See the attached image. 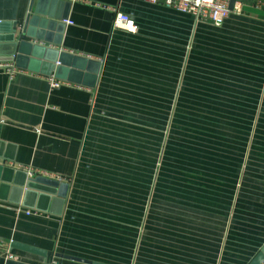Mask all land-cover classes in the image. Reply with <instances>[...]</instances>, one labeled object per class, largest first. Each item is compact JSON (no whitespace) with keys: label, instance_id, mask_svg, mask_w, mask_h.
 I'll return each instance as SVG.
<instances>
[{"label":"crops","instance_id":"1","mask_svg":"<svg viewBox=\"0 0 264 264\" xmlns=\"http://www.w3.org/2000/svg\"><path fill=\"white\" fill-rule=\"evenodd\" d=\"M65 1L59 49L101 62L100 75L95 88L58 80L52 89L53 75L0 70V246L16 257L0 252V264H80L57 254L130 264L137 220L100 219L99 211L127 209L111 206L121 197L98 209L90 195L118 194L111 184L126 177L121 149L137 152L144 172L147 136L162 130L151 230L131 264H248L264 245V0H240L220 27L164 2ZM31 3L0 0V63L12 62L7 31L23 24ZM99 5L131 16L137 32L115 29ZM136 117L134 137L127 122ZM28 168L62 178L66 199L38 182L24 191ZM164 186L168 202L159 201ZM126 189L122 205L135 193Z\"/></svg>","mask_w":264,"mask_h":264},{"label":"water","instance_id":"2","mask_svg":"<svg viewBox=\"0 0 264 264\" xmlns=\"http://www.w3.org/2000/svg\"><path fill=\"white\" fill-rule=\"evenodd\" d=\"M236 2L237 0H230V11L234 10ZM69 8L70 3L64 0H32L30 14L23 24L7 31L14 48V56L10 61L15 63L17 69L45 73L53 75L56 80L95 88L101 62L59 49L62 46L64 21L68 19ZM35 182L60 188V194L56 196L66 199L68 183L43 177L29 179L26 174L24 191L32 189ZM56 257L80 264H103L62 254H57ZM248 264H264V245Z\"/></svg>","mask_w":264,"mask_h":264},{"label":"rangeland","instance_id":"3","mask_svg":"<svg viewBox=\"0 0 264 264\" xmlns=\"http://www.w3.org/2000/svg\"><path fill=\"white\" fill-rule=\"evenodd\" d=\"M138 115V114H137ZM127 122V121H126ZM128 128L127 131L130 134H133L134 137H136L138 134L140 135V131L138 130V126L139 123H137V117L136 120H132V121H128ZM125 132L122 131L121 136H124ZM167 138H168V134H166L165 130H162L159 135L153 136V135H149L147 136V144L150 147L145 146L144 147V154H143V158H144V172L141 171L140 167H139V158L137 156V152L135 151H131L129 148L127 149H121V153H120V157L122 160V167H123V173L126 174V177L121 179L118 183L119 185H113L111 184V186H113L115 188V190L117 191V195H112V194H91L90 198L93 200L92 204L95 205L96 208L100 209L101 205L100 204H108L107 201L113 200L115 198H119L118 200H116V205L112 204L111 206L114 208H122L125 207L127 210L126 211H122V212H117V213H121L120 216L115 215L112 212H105V211H99L97 213H99V215H96L97 217H99L100 219L103 220H110L112 222H119L118 218L121 219H127L128 221V225L131 224V222L135 219L137 220L135 225L136 228V232L134 233L135 235L128 238V249H129V257L127 256V262L131 264V262L134 260L131 259V254L134 256V252L136 250V246H137V241H141L142 237H145L144 232H146V230H151V226L148 225V220L149 218H152V214H153V204H155V202H157V197H155L156 193H155V186H153V183H155V180L153 178H155L154 176L157 174L158 172V168L162 169L163 167V160L165 157L164 151L167 149ZM154 144V145H153ZM158 144V145H156ZM156 147V148H155ZM158 149V151H157ZM123 162L126 163L125 167H127V171L126 169H124V165ZM143 175L144 179L142 182H144V184H142L143 188L140 185V176ZM136 176H138L136 178ZM110 185V184H109ZM133 185V188H135V193L133 194V196H130V198L128 197V199L126 200V204L122 205V197L123 196H127L126 194H128V189L127 186H131ZM242 185V180L240 182V187ZM165 188L161 189L160 191V196H159V201L160 202H168V198L170 197L169 193H168V187L164 186ZM91 191H100L99 189H94L92 187ZM242 188V187H241ZM79 190H83V187H80ZM102 191H108V190H104L103 188L101 189ZM123 190V192H122ZM108 192H111V190H109ZM126 194H123V193ZM173 193V192H172ZM81 198H84L85 196L81 195ZM247 196L241 195L240 199H239V203H240V207H245V202H247ZM80 203H84L83 200L79 201ZM243 205V206H242ZM100 206V208H99ZM241 213H244L245 209H240ZM93 213V212H92ZM114 220V221H113ZM108 224V223H106ZM243 226V227H242ZM245 225L244 222H242L241 225V231L243 229H245ZM108 231H110L111 233L116 232L115 229H108ZM241 236V234H240ZM109 239L113 240L112 237H108ZM132 251V252H131Z\"/></svg>","mask_w":264,"mask_h":264},{"label":"built area","instance_id":"4","mask_svg":"<svg viewBox=\"0 0 264 264\" xmlns=\"http://www.w3.org/2000/svg\"><path fill=\"white\" fill-rule=\"evenodd\" d=\"M146 3L156 5L160 2H164V5L167 8H171L180 13H185L191 15L197 22H210L216 27H220L228 19L230 10L229 3L230 0H145ZM240 0H237L235 3L238 5ZM99 7L106 9L114 14V28L127 30L131 33L137 32V26L132 20V17L120 12L116 8L100 6ZM234 7V9H235ZM0 70L7 73L10 78H13L19 70L17 69L14 62L9 63H0ZM50 86L52 89L59 88L63 85L62 82L50 78ZM26 173L29 179H35L37 177H43L51 180H57L62 182V178L53 176L46 172H40L33 169H27ZM27 215L40 214L36 211L32 212L27 210ZM0 252L5 256L7 260H16L15 255L12 254L10 248H2L0 246Z\"/></svg>","mask_w":264,"mask_h":264}]
</instances>
